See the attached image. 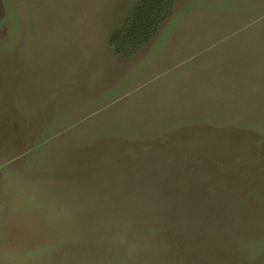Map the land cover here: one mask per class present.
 Here are the masks:
<instances>
[{
	"label": "rangeland",
	"instance_id": "374dc122",
	"mask_svg": "<svg viewBox=\"0 0 264 264\" xmlns=\"http://www.w3.org/2000/svg\"><path fill=\"white\" fill-rule=\"evenodd\" d=\"M0 0V264H264V0Z\"/></svg>",
	"mask_w": 264,
	"mask_h": 264
},
{
	"label": "trees",
	"instance_id": "16d2710c",
	"mask_svg": "<svg viewBox=\"0 0 264 264\" xmlns=\"http://www.w3.org/2000/svg\"><path fill=\"white\" fill-rule=\"evenodd\" d=\"M174 0H138L118 29L111 45L122 57L131 56L154 37L157 28L171 14Z\"/></svg>",
	"mask_w": 264,
	"mask_h": 264
}]
</instances>
